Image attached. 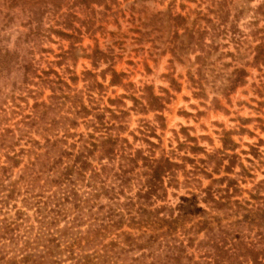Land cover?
Returning <instances> with one entry per match:
<instances>
[{
	"label": "rangeland",
	"instance_id": "rangeland-1",
	"mask_svg": "<svg viewBox=\"0 0 264 264\" xmlns=\"http://www.w3.org/2000/svg\"><path fill=\"white\" fill-rule=\"evenodd\" d=\"M26 22L21 17L3 30L0 27L3 50L14 49L29 32ZM40 22V39L24 44L37 76L23 83L17 71L0 80L8 117L3 127L16 129L18 121L34 114L36 102L53 105L57 101L53 95L69 96L61 99L65 103L56 116L76 119V124L60 123L47 131L51 138L66 139L63 145L76 153L82 136L96 141L100 136H120L128 141L120 143L127 153L133 157L140 153L136 165L124 167L130 179L123 191L117 190L118 198L101 190L96 196L97 190L87 185L90 171L87 179L78 182L81 199L88 205L85 222L75 231L86 233L90 207L102 218L112 205L126 218L135 216V222L147 214L141 209L146 207L152 210L153 223L139 226L126 220L101 240L102 244L114 240L124 246L122 232L139 238L155 235L150 247L123 254L119 264H196L204 260L202 241L208 240L210 229L214 228L218 238L220 229H236L235 222L264 198V0H107L90 5L66 0L58 12L46 9ZM16 79L18 87L14 88ZM151 95L160 98L161 108L150 107ZM81 104L89 114L73 113ZM96 114H104V124ZM43 135L32 130L16 150L31 148L29 137L44 143ZM89 156L97 171L108 165L109 176L100 178L116 186L113 178L122 164L121 149L114 160L99 161L98 152ZM1 157L0 164L5 155ZM34 158L33 153L22 155L19 167L10 173L12 181ZM160 158L175 165L156 182L153 193L140 197L139 192L149 187L148 164ZM42 183L27 193L25 183L19 182L20 194L0 204V221L19 218L17 232L24 234L28 226H38L39 205L51 215L59 198L49 197L54 188H42ZM212 198L223 204L217 207ZM130 202L134 205L129 214L125 204ZM65 203L67 217L56 226L60 230L76 215L74 205ZM241 228L246 241L255 239L257 227L251 231L246 223ZM230 240L227 235L229 244ZM102 244L93 247L81 241L89 253L100 252ZM67 256L65 252L62 258Z\"/></svg>",
	"mask_w": 264,
	"mask_h": 264
},
{
	"label": "trees",
	"instance_id": "trees-1",
	"mask_svg": "<svg viewBox=\"0 0 264 264\" xmlns=\"http://www.w3.org/2000/svg\"><path fill=\"white\" fill-rule=\"evenodd\" d=\"M79 1L82 4L90 5L94 3L101 4L107 0ZM65 5L66 0H0L1 30L15 23L21 17L27 19L26 24L30 26L29 32L19 38L14 49L7 48L3 50V46H1L3 37L0 35V80L9 79L12 73L21 71L23 83L32 82L33 77L37 76V72L30 57L24 53V44L30 43L31 40L36 42L40 39V21L46 9L52 8L58 12ZM57 32L64 36H70L66 32ZM17 83V79L14 80V88L18 87ZM59 89L61 90V88ZM1 91L0 88V160L2 159L1 153L5 155V160L0 164V204L2 206L6 205L8 198H14L16 194H20L17 185L19 182L25 183L27 189H25V192L28 193L32 190H30V187L39 185L41 180H43L42 188L48 187L49 189L51 188L50 190L54 188L49 197L59 198V201L56 204L57 209H53L51 215L50 213H45L44 208L39 205L37 209L38 226H28L24 234L17 232L21 225L18 223L19 218L12 221H8V219L0 221V264H119L118 260L123 257V254H130L131 251L144 249L147 246L150 247L154 242V234L149 236L143 234L139 238L122 232L124 235V246L114 240L109 244H102L101 242L108 234L120 229L126 220H129L132 225L137 223L139 226L150 222L153 223L152 210L146 207L141 209L142 212L147 214L139 217L136 222L135 216L126 218L124 212H117L112 205L108 215L102 218L90 207V224L86 233L75 231V228L82 226L85 222L83 214L86 207L85 204H88L82 201L81 198L83 197L80 195L77 186L79 181L87 179L88 171H90V181L87 185L97 190L96 196L101 194V190L103 193L110 192L112 194L110 198L112 199L118 198L117 190L123 191L125 185L129 182L130 178L127 177L129 170L124 167L130 164L136 165L140 153L136 157L127 153L126 146L120 145V143H127V139L120 138V136L107 135L100 136L96 141L87 140L82 136L83 143L79 151L76 153L70 152V149L63 145L67 143L66 139L62 137L51 138L48 135L49 132H47L55 130L60 123L64 124L65 121H71L73 125L76 124V119H71L68 116H60V118L56 116L65 103L61 99L69 97L63 93L52 96V98L57 100L53 105H48L45 102H36L34 114L18 121L16 129L3 127L5 125L4 120L7 119L8 121V117H5L7 111L3 108V92ZM159 100V97L151 95L149 100L150 107L154 109L161 108L162 104H160ZM73 113L87 115L90 111L84 104H81L80 110H75V112L73 110ZM113 116L116 117L114 113ZM96 117L104 124V114H96ZM32 130L38 131L42 135L46 133L43 135L45 136V142L43 143L29 137L27 142L31 144V148H20L17 151L15 147ZM73 147H75L74 144ZM36 149H43V151L36 152ZM119 149H121L122 164L119 168L120 171H115V178H113V182L115 183L116 181L117 184L116 186L108 185L107 179L100 177L103 175L108 177L111 169L107 171L108 165L103 164L100 171H97L89 155L98 152L100 154L99 161L104 158L114 160ZM25 152L33 153L35 158L22 168L18 179L12 181V171L14 168L19 167L22 162V155ZM143 158L148 160L146 157ZM148 165L151 168V176L147 180L149 187L145 192H139L140 197L143 194L150 195L153 193L156 186H158L156 182L175 163L160 158L152 160ZM86 193L90 194V192ZM26 197L28 196L26 195ZM36 197L33 196V198ZM262 199V203L258 204L256 208H249L245 217L235 222V225H237L236 229H230L226 232L220 229L219 238L217 233L214 232V228L210 229L208 240L202 241L203 246H206V255L204 260L196 262V264H244L246 262L264 264V198ZM212 200L217 207L223 204L220 200H215L214 198ZM65 202L74 205L73 209H75L74 213L76 215L73 219H68L69 226L60 230L56 226L62 218L67 217V212H64ZM114 204L120 205L118 202H114ZM133 205L134 202L125 204L127 213H132L131 208ZM18 213L21 212L18 211ZM157 220L167 221L164 218H157ZM246 223L250 226L251 231L254 227L258 228L254 236L255 239L250 242L246 241V234L241 228ZM203 226L210 228L207 222H204ZM236 232L241 233L236 236ZM70 233L72 235L69 241ZM224 233L231 236L230 244L226 241L227 235ZM142 238H147V241L141 242ZM83 239L86 240L89 246L93 247L101 243V251L87 252L88 250L85 249V246L81 245ZM64 243H66V246L62 248ZM65 252H68V256L63 259L62 255ZM169 256L172 257V254ZM209 257L212 261L209 260ZM140 258L141 256L134 258V260L138 261ZM68 260L70 261L69 263H67ZM135 264L139 263L136 262Z\"/></svg>",
	"mask_w": 264,
	"mask_h": 264
}]
</instances>
